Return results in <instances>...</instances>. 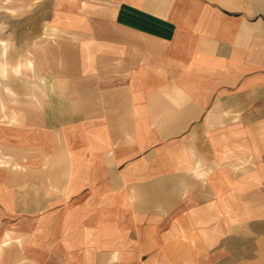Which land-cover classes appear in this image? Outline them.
I'll return each instance as SVG.
<instances>
[{
    "label": "crops",
    "instance_id": "0c3cea01",
    "mask_svg": "<svg viewBox=\"0 0 264 264\" xmlns=\"http://www.w3.org/2000/svg\"><path fill=\"white\" fill-rule=\"evenodd\" d=\"M47 1L0 71V264H264V0Z\"/></svg>",
    "mask_w": 264,
    "mask_h": 264
},
{
    "label": "rangeland",
    "instance_id": "374dc122",
    "mask_svg": "<svg viewBox=\"0 0 264 264\" xmlns=\"http://www.w3.org/2000/svg\"><path fill=\"white\" fill-rule=\"evenodd\" d=\"M49 9H51V2L47 0H0V57L9 58V64L0 65V71H4L6 77H9L7 74L12 72L28 73V67L23 64L16 65L14 66L16 68H13L10 65L12 57L26 58L28 61L31 54L26 38V26L30 21L44 24L45 20L50 17V12L47 11ZM34 51L33 49V53ZM36 52L39 57L44 55L46 50ZM39 67L38 65V69ZM10 77L12 78L11 75ZM37 87H39V82Z\"/></svg>",
    "mask_w": 264,
    "mask_h": 264
}]
</instances>
